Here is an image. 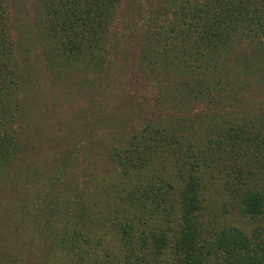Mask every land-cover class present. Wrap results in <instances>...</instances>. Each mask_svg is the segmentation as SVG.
Masks as SVG:
<instances>
[{"label":"trees","instance_id":"16d2710c","mask_svg":"<svg viewBox=\"0 0 264 264\" xmlns=\"http://www.w3.org/2000/svg\"><path fill=\"white\" fill-rule=\"evenodd\" d=\"M130 1L38 0L43 52L107 70L101 51L111 55L126 37L114 31ZM144 9L151 14L137 34L134 56L144 63L136 67L156 75L145 80L147 93L167 83L164 74L177 78L166 77L178 98L171 126L143 130L111 152L122 173L114 185L121 200L109 211L96 216L82 197L70 207L63 199L54 214L64 221L40 231L41 211L16 207L13 226L25 246L1 251L0 264H53L57 253L62 264H264V0H159L156 10ZM7 17L0 0V167L20 159ZM155 153L171 175L143 181ZM32 184L37 199H50L49 184ZM109 233L119 236V257L108 254Z\"/></svg>","mask_w":264,"mask_h":264},{"label":"rangeland","instance_id":"374dc122","mask_svg":"<svg viewBox=\"0 0 264 264\" xmlns=\"http://www.w3.org/2000/svg\"><path fill=\"white\" fill-rule=\"evenodd\" d=\"M4 2L17 63V111L12 129L20 159L16 157L0 167V252L19 244L25 246L18 237L19 229L13 226V214L20 205L30 206L31 212L41 211L40 231L47 224L55 226L64 221L60 214H54L63 199L70 207L72 201L76 203L82 197L96 216L109 211V205H118L121 193L114 185L120 182L122 172L110 157L111 152L127 146L143 130L169 129L178 99L173 93L176 86L168 79L177 78L166 73L161 77L167 83L149 85L152 91L147 93L145 80L149 84V77L156 75L142 74L136 67L144 63L134 56L137 34L143 16L151 14L144 8L152 6L156 10L159 0H131L119 10L114 35L118 40L123 33L126 37L114 43L111 55L102 49L107 70L101 63L86 66L87 61L79 64L55 58L53 48L43 52L37 27L38 0ZM142 93L146 94L144 98ZM201 105L195 109L204 116ZM155 155L158 161L147 162L142 168L143 181L148 177L158 182L161 175H171L170 168L159 161L162 154ZM29 182L40 188L49 184L50 199H37ZM104 244L110 249L109 256L119 255L113 254L120 244L116 233L104 234ZM97 255L101 257L102 252L99 250ZM62 257L57 253L53 264H62Z\"/></svg>","mask_w":264,"mask_h":264}]
</instances>
